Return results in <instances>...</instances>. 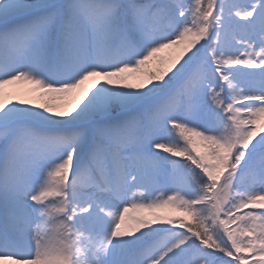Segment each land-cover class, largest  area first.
Listing matches in <instances>:
<instances>
[{"label":"snow or ice","instance_id":"obj_1","mask_svg":"<svg viewBox=\"0 0 264 264\" xmlns=\"http://www.w3.org/2000/svg\"><path fill=\"white\" fill-rule=\"evenodd\" d=\"M0 264H264V0H0Z\"/></svg>","mask_w":264,"mask_h":264},{"label":"bare ground","instance_id":"obj_2","mask_svg":"<svg viewBox=\"0 0 264 264\" xmlns=\"http://www.w3.org/2000/svg\"><path fill=\"white\" fill-rule=\"evenodd\" d=\"M15 90L19 91L20 93L22 94H25V95H28V94H32L31 93V88L33 86L31 85H28V84H23V83H20V85L18 86H12Z\"/></svg>","mask_w":264,"mask_h":264},{"label":"rangeland","instance_id":"obj_3","mask_svg":"<svg viewBox=\"0 0 264 264\" xmlns=\"http://www.w3.org/2000/svg\"><path fill=\"white\" fill-rule=\"evenodd\" d=\"M18 85H20V84H17L16 86H18ZM33 88V87H32ZM32 88H31V90H32Z\"/></svg>","mask_w":264,"mask_h":264}]
</instances>
